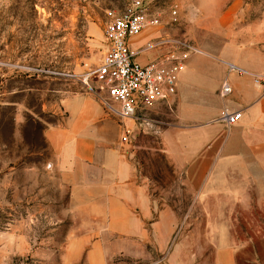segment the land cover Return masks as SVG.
<instances>
[{"label": "rangeland", "instance_id": "1", "mask_svg": "<svg viewBox=\"0 0 264 264\" xmlns=\"http://www.w3.org/2000/svg\"><path fill=\"white\" fill-rule=\"evenodd\" d=\"M127 1L0 0V264H264V159L247 176L231 169L229 191L182 190L159 145L172 116L157 110L137 114L144 127L130 150L140 174L162 190L156 197L176 201L179 222L164 245L151 241L150 255H134L141 250L113 232L81 240L89 225L67 207L43 131L61 120L66 96L88 92L79 79L93 84L106 48L105 10ZM145 1L161 15L159 25L144 29L154 31L146 56L175 49L187 52V65L205 52H264V0ZM223 126L228 135L233 125ZM103 247L118 252L103 255Z\"/></svg>", "mask_w": 264, "mask_h": 264}, {"label": "crops", "instance_id": "2", "mask_svg": "<svg viewBox=\"0 0 264 264\" xmlns=\"http://www.w3.org/2000/svg\"><path fill=\"white\" fill-rule=\"evenodd\" d=\"M149 33L144 30L129 39L131 47L139 50L136 60L141 63L154 58L144 55L143 47L154 31ZM205 53L191 56L175 94L149 109L172 116L160 128V150L175 175L183 179L180 189L191 193L229 191L231 169L247 176L252 162L260 165L264 159V84L254 81L264 72V52L252 46L230 54ZM228 63L246 72H230ZM223 81L231 87L225 97L220 94ZM167 104L174 107L173 114L167 112ZM61 107V120L46 128L43 136L53 151V166L61 173L60 185L68 193L67 207L89 225L81 240L113 232L141 250L134 255L145 254L144 250L150 255L151 241L159 239L164 245L172 232L170 225L179 219L174 212L176 201L156 197L162 190L140 174L130 150L144 123L108 114L89 92L66 96ZM224 107L242 112L228 135L224 124L215 120ZM123 126L132 130L129 143L120 140ZM102 249L103 255L118 252ZM87 250L89 255L96 254V247L87 246Z\"/></svg>", "mask_w": 264, "mask_h": 264}, {"label": "built area", "instance_id": "3", "mask_svg": "<svg viewBox=\"0 0 264 264\" xmlns=\"http://www.w3.org/2000/svg\"><path fill=\"white\" fill-rule=\"evenodd\" d=\"M105 14L106 48L91 72L93 84L83 79L79 81L86 91L99 98L108 114L120 120L136 118L137 114L146 112L157 102L169 100L175 94L179 75L186 69L187 52L173 49L145 63L136 60L139 50L131 47L129 39L138 36L144 29L159 25L161 21L159 11L145 0H129L122 7L106 9ZM171 15L176 20L175 7ZM228 70L239 74L245 72L233 63H228ZM254 81L262 85L264 75L256 76ZM230 93L229 83L223 81L220 94L226 96ZM241 118V111L224 107L215 120L232 126ZM131 133L129 127L123 126L121 141L128 143Z\"/></svg>", "mask_w": 264, "mask_h": 264}]
</instances>
